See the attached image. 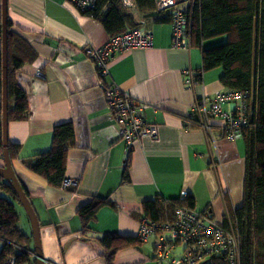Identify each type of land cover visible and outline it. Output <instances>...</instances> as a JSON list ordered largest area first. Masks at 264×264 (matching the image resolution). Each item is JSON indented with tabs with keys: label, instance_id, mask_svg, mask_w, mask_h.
I'll return each mask as SVG.
<instances>
[{
	"label": "crops",
	"instance_id": "1",
	"mask_svg": "<svg viewBox=\"0 0 264 264\" xmlns=\"http://www.w3.org/2000/svg\"><path fill=\"white\" fill-rule=\"evenodd\" d=\"M6 7L13 28L36 54L15 74L28 97L29 115L24 121H8L7 140L20 147L11 167L37 217L45 264H105L98 239L106 234L136 238L147 201L191 197L193 210L208 212L219 225L228 216L227 207L232 211L241 206L243 140L219 139L214 126L213 145L202 130L188 126L196 98L226 90L220 83L221 68L202 72L192 88L185 85L182 72L202 68L200 48H172L168 23L136 14L138 25L144 21L142 26L152 31L153 44L115 58L103 81L148 105L144 121L157 127V136L141 138L127 153L106 107L94 63L85 54L87 47H100L110 37L103 25L65 0H6ZM1 10L0 0V16ZM65 123L74 132L65 170L67 180L76 182L73 192L49 186L25 165L49 150L53 128ZM93 197L111 206L102 207L83 234L77 210ZM15 207L18 228L29 238L33 254L30 222L22 206ZM183 249L180 244L161 260L150 239L118 250L112 264H176Z\"/></svg>",
	"mask_w": 264,
	"mask_h": 264
},
{
	"label": "trees",
	"instance_id": "2",
	"mask_svg": "<svg viewBox=\"0 0 264 264\" xmlns=\"http://www.w3.org/2000/svg\"><path fill=\"white\" fill-rule=\"evenodd\" d=\"M155 3L156 0H133L132 10L122 6L120 0H96L95 9L88 14L113 36L138 26L137 13L155 23H168L169 16L158 13ZM190 16L191 45L200 48L202 55L199 72L221 68L222 86L226 90L247 94L251 115L249 126L242 131L245 145L242 204L232 211L227 207L228 216L222 226L232 229L239 239L240 264H264V0H194ZM1 20L2 12L0 26ZM6 27L7 117L8 121H24L29 115L28 97L16 83L15 74L24 64L32 62L36 54L24 36L13 28L7 15ZM219 37L224 41L203 48L205 41ZM1 101L0 57V156L3 155ZM73 140L70 123L55 126L49 150L25 162L27 169L44 179L49 186L62 188L63 181L67 179V152L73 146ZM7 143L8 157L12 162L17 159L20 147ZM127 168L128 163L125 165V180ZM74 189L65 188L69 192ZM16 204L19 202L15 192L0 177V264H7L9 258L14 264H29L31 261L36 264V260L31 259L33 254L28 247L29 238L18 228ZM108 205L111 206L110 202L93 197L77 210L83 234L96 219L97 212ZM142 208L143 216L151 221H172L178 208L193 209L194 199L187 197L161 203L147 201ZM98 242L104 251L105 264H112L118 250L139 243L136 238L116 234H106ZM202 264L228 262L224 256H214Z\"/></svg>",
	"mask_w": 264,
	"mask_h": 264
},
{
	"label": "built area",
	"instance_id": "3",
	"mask_svg": "<svg viewBox=\"0 0 264 264\" xmlns=\"http://www.w3.org/2000/svg\"><path fill=\"white\" fill-rule=\"evenodd\" d=\"M83 13H90L96 7V0H65ZM125 7H132L133 0H120ZM194 0H156L158 13L169 16L171 47L188 49L191 46L190 24L191 8ZM133 27L123 33L110 36L97 48L85 49V54L92 60L100 79L99 86L104 101L117 126V133L125 152L129 153L134 144L143 137L155 138L157 127L146 124L144 111L148 105L138 101L115 85H106L103 81L108 76L110 63L134 49H148L153 44V33L149 28ZM1 57V27H0ZM39 75V71L35 72ZM185 85L193 87L198 83L201 73L191 70L182 72ZM233 105L229 110L226 105ZM251 112L247 94L239 91H218L211 97L201 96L195 99L188 114V126L202 130L210 142L215 145L217 139L212 136V128L218 127L219 139L235 141L242 139V131L249 126ZM73 180H64L62 189L75 187ZM183 197L186 194H182ZM136 239L139 243L154 240V252L163 259L178 245L184 249L176 264H202L214 256H224L228 264H240L239 239L232 229L211 220L208 212L178 208L172 221L156 222L142 216ZM7 264H14L9 258Z\"/></svg>",
	"mask_w": 264,
	"mask_h": 264
},
{
	"label": "water",
	"instance_id": "4",
	"mask_svg": "<svg viewBox=\"0 0 264 264\" xmlns=\"http://www.w3.org/2000/svg\"><path fill=\"white\" fill-rule=\"evenodd\" d=\"M1 8H2V20H1V62H2V113H1V126H2V144H3V160L4 167L0 168V177L13 189L15 192L19 205L22 206L32 229V237L34 241V250H33V258L36 260V264H45V261L41 255V249L39 244V225L38 220L35 215V212L23 191L20 183L18 182L15 174L13 173L11 162L7 153V125H8V117H7V47H6V0H1Z\"/></svg>",
	"mask_w": 264,
	"mask_h": 264
},
{
	"label": "rangeland",
	"instance_id": "5",
	"mask_svg": "<svg viewBox=\"0 0 264 264\" xmlns=\"http://www.w3.org/2000/svg\"><path fill=\"white\" fill-rule=\"evenodd\" d=\"M219 38H214L212 40H210L209 42H207V47H210L211 45H217L219 43H221L222 39Z\"/></svg>",
	"mask_w": 264,
	"mask_h": 264
}]
</instances>
